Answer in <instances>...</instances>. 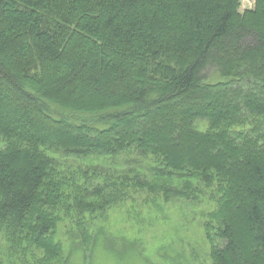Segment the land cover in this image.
Instances as JSON below:
<instances>
[{"label": "trees", "instance_id": "16d2710c", "mask_svg": "<svg viewBox=\"0 0 264 264\" xmlns=\"http://www.w3.org/2000/svg\"><path fill=\"white\" fill-rule=\"evenodd\" d=\"M241 1L0 0V264H69L65 220L107 247L138 191L207 196L212 264H264V0Z\"/></svg>", "mask_w": 264, "mask_h": 264}, {"label": "rangeland", "instance_id": "374dc122", "mask_svg": "<svg viewBox=\"0 0 264 264\" xmlns=\"http://www.w3.org/2000/svg\"><path fill=\"white\" fill-rule=\"evenodd\" d=\"M241 2L244 10L252 8L255 0ZM251 41L253 37L244 42ZM208 75L210 78L216 76L215 70L209 69ZM200 125L201 128L206 126ZM4 144L0 136V147ZM124 157L116 159L122 162ZM74 158L64 161L74 164L78 161ZM132 197L110 211L104 223L106 236L103 238L109 241L107 247L94 246L89 253L76 252L69 236L73 226L67 220L59 223L56 237L65 254L70 255L69 264H212L211 243L206 238L204 225L207 212L214 205L207 196L199 201L173 199L165 202L138 191L133 192Z\"/></svg>", "mask_w": 264, "mask_h": 264}]
</instances>
